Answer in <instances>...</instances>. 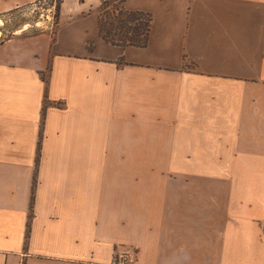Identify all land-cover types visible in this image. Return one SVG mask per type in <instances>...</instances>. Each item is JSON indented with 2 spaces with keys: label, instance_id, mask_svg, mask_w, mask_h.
<instances>
[{
  "label": "crops",
  "instance_id": "obj_1",
  "mask_svg": "<svg viewBox=\"0 0 264 264\" xmlns=\"http://www.w3.org/2000/svg\"><path fill=\"white\" fill-rule=\"evenodd\" d=\"M124 9L144 48L0 44V264H264V0Z\"/></svg>",
  "mask_w": 264,
  "mask_h": 264
},
{
  "label": "rangeland",
  "instance_id": "obj_2",
  "mask_svg": "<svg viewBox=\"0 0 264 264\" xmlns=\"http://www.w3.org/2000/svg\"><path fill=\"white\" fill-rule=\"evenodd\" d=\"M10 1L0 0V20L3 22L0 26V44L15 36L47 35L52 42L59 41L57 52L79 53L87 36L93 40L95 38L96 18L97 24L100 17H103L106 23L112 22L113 15L120 20H133L120 15L121 8L125 10L122 0H68L70 12L63 11V0H30L19 8L9 10L5 3ZM77 1L79 4L87 2V5L82 7L92 8L91 13L84 11L76 15L72 10L84 9L77 8ZM93 47V41L88 40V49L92 50Z\"/></svg>",
  "mask_w": 264,
  "mask_h": 264
},
{
  "label": "trees",
  "instance_id": "obj_3",
  "mask_svg": "<svg viewBox=\"0 0 264 264\" xmlns=\"http://www.w3.org/2000/svg\"><path fill=\"white\" fill-rule=\"evenodd\" d=\"M122 1L125 3V0ZM120 15L133 20L124 21L113 15L112 22L106 23L103 17H100L98 20L100 37L114 46L144 48L151 33L152 17L142 12H128L122 8Z\"/></svg>",
  "mask_w": 264,
  "mask_h": 264
},
{
  "label": "built area",
  "instance_id": "obj_4",
  "mask_svg": "<svg viewBox=\"0 0 264 264\" xmlns=\"http://www.w3.org/2000/svg\"><path fill=\"white\" fill-rule=\"evenodd\" d=\"M261 230L264 232V222L260 224ZM131 259V255L129 254H118L115 259V264H127Z\"/></svg>",
  "mask_w": 264,
  "mask_h": 264
},
{
  "label": "bare ground",
  "instance_id": "obj_5",
  "mask_svg": "<svg viewBox=\"0 0 264 264\" xmlns=\"http://www.w3.org/2000/svg\"><path fill=\"white\" fill-rule=\"evenodd\" d=\"M3 25V22L0 20V26ZM27 28V27H26ZM21 34V33H20ZM18 34V35H20ZM2 37V32L0 31V38Z\"/></svg>",
  "mask_w": 264,
  "mask_h": 264
}]
</instances>
